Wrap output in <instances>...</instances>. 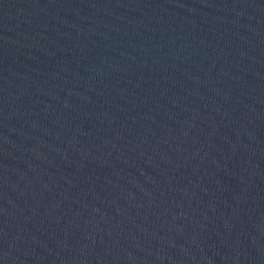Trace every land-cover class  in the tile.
I'll return each mask as SVG.
<instances>
[{"label": "water", "instance_id": "obj_1", "mask_svg": "<svg viewBox=\"0 0 264 264\" xmlns=\"http://www.w3.org/2000/svg\"><path fill=\"white\" fill-rule=\"evenodd\" d=\"M0 264H264V0H0Z\"/></svg>", "mask_w": 264, "mask_h": 264}]
</instances>
